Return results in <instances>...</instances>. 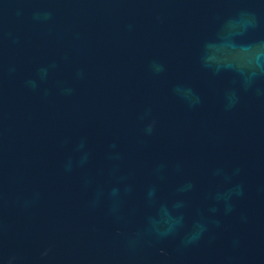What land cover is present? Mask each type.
Wrapping results in <instances>:
<instances>
[{"label":"water","instance_id":"obj_1","mask_svg":"<svg viewBox=\"0 0 264 264\" xmlns=\"http://www.w3.org/2000/svg\"><path fill=\"white\" fill-rule=\"evenodd\" d=\"M0 264H264V0H0Z\"/></svg>","mask_w":264,"mask_h":264}]
</instances>
